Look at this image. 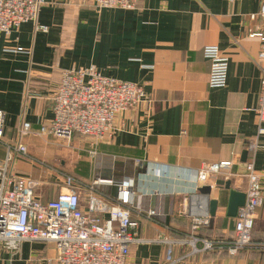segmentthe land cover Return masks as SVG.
<instances>
[{"label":"crops","instance_id":"0c3cea01","mask_svg":"<svg viewBox=\"0 0 264 264\" xmlns=\"http://www.w3.org/2000/svg\"><path fill=\"white\" fill-rule=\"evenodd\" d=\"M261 1L138 0L136 7L123 8L98 7L91 0H45L38 22L48 30L30 20L0 34V109L6 112L0 157L8 144L26 143L29 153L14 151L13 163L19 173L39 181L36 193L44 200L58 193L55 186L43 188L56 174L84 183L132 177L131 211L141 240L131 244L127 264H264L259 243L264 199L253 227L257 244L177 260L189 249L180 239L193 229L194 217L207 218L199 224L200 235H234L227 182L247 189L245 162L251 155L246 143L257 133L263 47L260 36L250 33L264 26L254 16ZM210 44L230 58L224 86L208 82L211 61L204 47ZM89 65L142 84L148 100L118 114L111 138L76 134L67 141L40 132L54 116L53 95L63 70ZM24 120L32 123L27 133L19 131ZM226 159L230 166L205 181L195 179L204 162ZM255 167L264 197V147L256 152ZM204 185L211 186L209 198L218 200L214 215L200 193ZM99 187L109 202L118 188L108 182ZM153 209L156 215L149 214ZM57 254L54 242L24 240L17 250L0 245V264H59Z\"/></svg>","mask_w":264,"mask_h":264},{"label":"built area","instance_id":"2783aa9c","mask_svg":"<svg viewBox=\"0 0 264 264\" xmlns=\"http://www.w3.org/2000/svg\"><path fill=\"white\" fill-rule=\"evenodd\" d=\"M98 7H136L138 0H91ZM45 0H0V34L10 33L22 22L33 20L36 28L48 30L38 17ZM254 16H260L264 25V0ZM260 36L263 47L260 52L261 93L255 108L257 133L248 139L246 149V201L238 208L234 235L229 239L206 237L198 233L205 216L194 217L193 229L180 239L189 249L177 260L187 255L227 248L237 252L254 242L253 227L257 208L263 203L261 174L255 167V156L264 147V26L250 33ZM18 50H23L19 46ZM204 54L211 61L208 82L211 86H224L229 71V56L218 45L204 47ZM54 116L49 125L42 124L40 132H52L70 141L76 134L96 138H111L116 128L118 114L146 99L144 86L138 82L104 74L95 65L78 69H64L53 95ZM6 122V112L0 109V141ZM32 123L24 120L19 131L27 133ZM14 151L29 153L24 142L8 144L5 157H0V245L17 250L24 240L54 242L59 264H127L130 246L140 241L139 221L132 216L131 204L135 181L124 177L119 181L97 178L91 183L66 174L75 181L67 182L56 196L44 200L36 193L39 181L21 174L13 163ZM231 160L204 162L196 171L195 179L205 181L213 172L230 166ZM72 181V180H70ZM115 183L117 192L111 201L99 185ZM84 191V194H83ZM84 195V196H83ZM108 214V216H105ZM156 215L155 209L149 211ZM264 249V234L260 239Z\"/></svg>","mask_w":264,"mask_h":264},{"label":"water","instance_id":"95a60500","mask_svg":"<svg viewBox=\"0 0 264 264\" xmlns=\"http://www.w3.org/2000/svg\"><path fill=\"white\" fill-rule=\"evenodd\" d=\"M244 158L247 156L248 151H244ZM227 187L230 188V196H229V202H228V214L229 215H237L238 208L243 205L246 201V191H241L239 189L231 187V181L229 180L227 182ZM200 193L205 195V199L209 203V209L210 213L212 215L215 214L217 206H218V200L209 198V195L211 193V186L210 185H204L200 188Z\"/></svg>","mask_w":264,"mask_h":264},{"label":"rangeland","instance_id":"374dc122","mask_svg":"<svg viewBox=\"0 0 264 264\" xmlns=\"http://www.w3.org/2000/svg\"><path fill=\"white\" fill-rule=\"evenodd\" d=\"M60 174H56V176H53V177H49L47 179V182L45 184H43V188L44 187H50V186H55L57 188V190L59 191L60 189H62V187H64L66 185V183L69 181V182H74L75 179H72V178H69L67 177L66 175L65 176H60ZM72 180V181H70ZM54 184V185H53ZM47 185V186H45Z\"/></svg>","mask_w":264,"mask_h":264}]
</instances>
